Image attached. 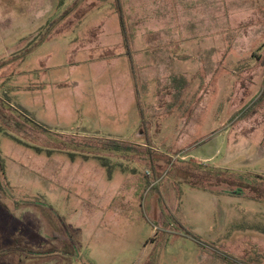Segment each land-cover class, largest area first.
Returning a JSON list of instances; mask_svg holds the SVG:
<instances>
[{
    "label": "rangeland",
    "instance_id": "374dc122",
    "mask_svg": "<svg viewBox=\"0 0 264 264\" xmlns=\"http://www.w3.org/2000/svg\"><path fill=\"white\" fill-rule=\"evenodd\" d=\"M217 179L264 183V0H0V264H264Z\"/></svg>",
    "mask_w": 264,
    "mask_h": 264
},
{
    "label": "trees",
    "instance_id": "16d2710c",
    "mask_svg": "<svg viewBox=\"0 0 264 264\" xmlns=\"http://www.w3.org/2000/svg\"><path fill=\"white\" fill-rule=\"evenodd\" d=\"M64 3H65V0H61V6H63ZM67 11L69 12V10H67ZM198 167L201 170L202 174L207 173V175L205 174L206 177L209 176L210 178H213L211 175V172L207 171V169H208L207 167H204L202 165L201 166L199 165ZM223 182H226V183H223ZM219 185L229 186L228 190H225V191L230 193V194H234V195L242 194L243 196L249 197V198L254 199V200H256V199L261 200L262 198H259V195H262V197L264 198V183L255 184L253 182H250L248 185H246V186L244 185L243 191H241V190H238L242 186L240 181H238L236 179H230L227 181H221L220 179H217V180H215V183L207 184L204 187H206V190L215 192V191H217V186H219ZM251 188H252V190H251ZM247 229L254 230L257 232H261L264 234V226L254 225V226L247 227ZM149 264H152V261H150Z\"/></svg>",
    "mask_w": 264,
    "mask_h": 264
}]
</instances>
